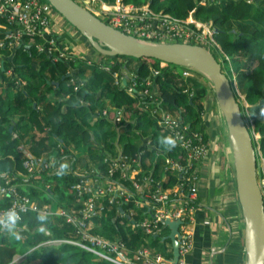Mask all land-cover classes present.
Instances as JSON below:
<instances>
[{"label": "trees", "instance_id": "1", "mask_svg": "<svg viewBox=\"0 0 264 264\" xmlns=\"http://www.w3.org/2000/svg\"><path fill=\"white\" fill-rule=\"evenodd\" d=\"M40 1L49 3L46 0ZM123 1L139 7L148 5L156 13L169 14L177 19L189 18L191 11L196 9L193 14L196 20L213 22L217 29L216 41L230 58L229 61L223 58L222 66L227 70L223 72L229 74L228 78L234 90L236 81L241 95L246 97L249 108L243 106L235 90L245 122L253 136L258 162L264 160V120L258 115L259 108L264 107V0ZM115 2L116 0H113V4ZM204 2L206 5H203ZM58 15L61 16L59 13ZM0 25H6L1 16ZM71 28L75 30L72 35L74 40L86 45L82 57L96 56L112 63L111 72L105 71L99 65L89 66L82 58H78L76 62H53L35 47H21L14 54L7 48H0V57L4 62L0 67V186L6 185L8 180L19 185L33 182L34 176L29 182L26 180L29 175L25 167V162L30 159L28 155L48 160L55 157L60 161L62 158L58 147L62 145L66 153H69L67 149L70 146L77 151L78 158L74 156L76 163L73 162V168L78 163L85 164L89 158L90 162L86 165L89 169L97 167L103 172L106 171L104 155H94L95 147L91 144L92 141H89L93 132L99 140L105 142L103 150L106 147L108 150L114 149V143L108 140L110 136H116V133L106 131L110 122L100 119L95 125L91 124L96 111L109 105L118 109L126 107L134 113L136 122L129 125L119 140L125 154L134 155L140 150V136H147L148 129L153 130L154 144L160 147L157 138L162 135L157 129V122L148 112L135 109L138 101L115 85L113 73L122 69L123 64L119 61L122 57L99 54L77 29L73 26ZM4 33L5 30L0 28V39L4 37ZM28 40L25 37L24 41ZM141 62L135 72L140 82L150 77L153 68L160 69V61L141 59ZM73 70L77 74H70ZM9 71H12L11 75L7 74ZM194 73L203 80H191L195 92L193 97L184 93L186 85L178 86L180 76L176 74L160 76L156 83L160 87L164 109L173 115L182 114L191 128L201 131L205 141L210 142L204 99H211L216 106L218 103L212 84L202 74L196 71ZM74 78L78 79L77 82L84 83L78 92L72 84ZM22 82L26 84L23 85ZM224 125L226 127V124ZM35 132L43 136L38 138ZM255 133L261 135L258 142L255 140ZM27 146H30V150L26 149ZM47 172L49 171L39 173L43 181L53 183L46 193L40 194L37 186H19L20 192L41 204H49L54 210L75 209L77 206L75 207L74 202L77 197L71 187L77 183L78 176L73 172H66L63 176H46ZM259 174V177H262L263 170H259ZM43 175L46 178H43ZM157 179L160 180L159 177ZM175 182L176 178L172 176L171 182L166 186H172ZM41 197H45L46 201L42 202ZM104 204L105 211L94 219V234L110 241L124 242L131 258H134L138 250L148 249L154 256L161 255L167 260L173 259L170 249L172 242L168 237L164 238L168 235L165 229L163 236H156L148 235L143 229L134 227L133 221L138 223L144 219L142 210L134 203L121 206L110 205L108 202ZM132 210L137 213L134 217L130 215ZM37 216L36 213H29L18 223L17 232L21 235L19 241L8 232L0 231V264H113L71 244L40 246L48 241L76 239L77 236L74 227L66 224L62 218L47 216V222L40 225ZM41 227L43 231H40ZM46 231L50 234L47 235ZM17 255L23 257L20 263L15 262Z\"/></svg>", "mask_w": 264, "mask_h": 264}, {"label": "built area", "instance_id": "2", "mask_svg": "<svg viewBox=\"0 0 264 264\" xmlns=\"http://www.w3.org/2000/svg\"><path fill=\"white\" fill-rule=\"evenodd\" d=\"M103 13L106 23L129 36L155 43L199 45L211 52L212 47H216L226 60H230L215 40L217 29L213 22L204 23L196 20L193 16L194 11L187 19H177L169 14L156 13L148 5L139 7L117 0L113 5L104 3ZM95 14L100 17L98 13ZM0 16L6 22V25H0V28L5 30L4 37L0 39V48H7L11 54L21 47H35L39 53L46 55L53 62H76L78 58H82L89 66L99 65L105 71L111 72L112 63L96 56L83 58L84 56L69 51L62 38L66 28L64 23L57 20L59 15L51 4L40 0H0ZM68 31L73 35L72 30ZM25 37L29 39L27 42L24 41ZM3 65L0 57V67ZM171 73L184 80V85L187 86L184 93L193 97L195 92L191 80L198 78L192 69L186 68L180 74L173 70L170 64L162 63L160 69L153 68L150 77L143 82L139 81L137 73L129 75L126 67L113 74L115 85L138 101V109L150 114L157 122V129L162 136L174 135L178 138L175 149L164 151L157 147L154 144L153 130L148 129L147 136H142L139 132L140 150L134 155L125 154L119 140L129 125L136 122L134 116L132 117L134 113L126 107L118 109L109 105L103 110L96 111L93 119H105L114 125L118 140L114 143V149L107 151L110 152L109 155L105 150L102 152L104 164L107 165L104 172L97 167L91 169L79 167V172L75 171L73 162L76 163V159L72 161L68 173L73 172L79 178L71 187L77 197L74 202L77 207L71 211L63 208L54 210L49 204H41L29 195L22 194L19 184H12L11 180H8L6 185L0 186V214L14 209L20 216V222L29 213L56 216L74 227L76 239L48 241L41 246L71 244L113 264H170L171 260L161 255L154 256L148 249L138 250L134 258H131L124 242L110 241L93 233L94 219L105 211L104 202L119 206L134 203L142 210L144 219L138 223L133 221V225L143 229L148 235L163 236V230L167 228L170 230L164 237L167 238L171 233L168 223L180 222L179 258L176 264H187V258L194 248L190 227L195 221L198 209L199 168L209 158L211 144L205 141L201 131L191 128L182 114L173 115L164 109L156 80ZM70 74L77 73L73 70ZM77 81V78L72 80L76 92L84 85L83 82ZM24 83L22 82L23 85ZM61 148L62 146H59V151ZM64 158L62 157V160ZM62 160L57 161L55 157L48 160L33 156L25 162V167L32 178L35 175L40 176L39 173L43 171L52 168L56 170L55 168L63 163ZM172 176L176 178V182L172 186H166L171 182ZM30 178H26L27 182ZM130 215L134 217L137 213L132 210Z\"/></svg>", "mask_w": 264, "mask_h": 264}, {"label": "water", "instance_id": "3", "mask_svg": "<svg viewBox=\"0 0 264 264\" xmlns=\"http://www.w3.org/2000/svg\"><path fill=\"white\" fill-rule=\"evenodd\" d=\"M46 1L101 55L154 59L192 69L209 80L226 124L233 154L237 193L244 222L245 264H264V193L259 181L257 150L235 90L216 56L199 45L155 43L129 36L113 28L75 0ZM28 157L33 158L31 154ZM168 224L171 229L168 239L173 245L170 264H176L179 258L180 222Z\"/></svg>", "mask_w": 264, "mask_h": 264}, {"label": "crops", "instance_id": "4", "mask_svg": "<svg viewBox=\"0 0 264 264\" xmlns=\"http://www.w3.org/2000/svg\"><path fill=\"white\" fill-rule=\"evenodd\" d=\"M57 20L64 23L68 31V23L60 16ZM211 108L210 118H214L219 111L214 101H212ZM223 126L225 127L224 122ZM226 133L225 127L224 137L226 143L231 146ZM213 146L209 161H205L199 168L198 209L195 213V221L190 227L193 233L194 248L187 258V264H245L244 222L231 160L232 149L230 155L226 153L222 168L220 166L221 157L217 154L215 142ZM170 249L173 251L172 244ZM17 257L22 256L17 255Z\"/></svg>", "mask_w": 264, "mask_h": 264}, {"label": "rangeland", "instance_id": "5", "mask_svg": "<svg viewBox=\"0 0 264 264\" xmlns=\"http://www.w3.org/2000/svg\"><path fill=\"white\" fill-rule=\"evenodd\" d=\"M76 2H78L79 4H81L82 6H84V7H86V8H88V9H90L91 11H93L94 12V14L95 13H98L99 15H100V17H101V19L103 20V21H106V20H104L103 19V15H104V13H103V8H104V3H106V4H108V5H112L113 4V0H75ZM117 1V0H116ZM203 5H206V3L204 2V4ZM195 10L196 9H194L193 11L195 12ZM193 11H191V12H193ZM99 17V18H100ZM67 27H68V30H72L74 33H75V30L74 29H72L71 28V26L69 25V24H67ZM63 39H64V43H66V46H67V48L69 49V51L71 52V53H75V54H79V55H84L83 54V51L85 50V48H86V45L84 44V42L81 44V42H79L78 40L77 41H75L74 40V38H73V36L71 35V34H69V31H65L64 32V34H63V37H62ZM79 39H80V37H79ZM215 40H216V38H215ZM82 46V47H81ZM212 52H213V54L216 56V58H217V60H219V62H221V64L223 63V55L217 50V48L216 47H212ZM87 54H89V52H87ZM79 55L77 56V57H79ZM86 55V54H85ZM120 62H121V64H123V68L125 69V67L127 68L128 67V71H129V75H131V74H134L135 72H136V70L141 66V64H142V62H141V60H139V59H135V58H129V57H122L120 60H119ZM157 63H159V62H157ZM151 64V63H150ZM160 64H162L161 62H160ZM170 66H171V68L172 69H174L176 72H178V73H180V74H182L183 73V71H184V68H182V67H179V66H175V65H172V64H170ZM223 70L224 71H226L227 72V70H226V68H225V66L223 67ZM225 72V73H226ZM8 75H11L12 74V71H9L8 73H7ZM227 76H229V74H227ZM195 77L196 78H198V80H203V78L201 77V76H199L198 74H196L195 73ZM209 81V80H208ZM184 80H179L178 81V86H181V85H184ZM25 84V83H24ZM234 87H235V90H236V92L238 93V95L240 96V99H241V102H242V104H243V106H245V108H249V105L247 104V102H246V97L245 96H243V95H241V93H240V91H239V89H238V85H237V82L235 81L234 82ZM207 99V98H206ZM206 99H204V104H205V109H206V115H205V120H206V122H208V125H209V127H208V129H207V133L208 134H210V139H211V148L212 149H214L213 147V143L215 142V144H216V146H217V148H216V151H217V154H219V156L221 157L220 159V166L222 167L223 165H224V162H225V157H226V153L228 154V155H230L231 154V146L229 145V143H226V139H225V127L223 126V122H224V124H225V121H223L224 120V118H223V116H222V113L220 112V110H219V107L217 106V110H219V111H217V113H216V115L214 116V118H210V111H211V109L213 108H211V106H212V101H211V99H207V101H206ZM136 107H135V109H138L139 108V106H138V104H136L135 105ZM210 110V111H209ZM208 112H209V114H208ZM132 117H133V115H132ZM131 118V117H130ZM132 119V118H131ZM99 120H97V118H94V119H92L91 120V124L92 125H95L97 122H98ZM250 123H251V121H250ZM221 124H222V127H221ZM109 125L110 126H108L107 127V129H106V131H114L116 128H115V126L114 125H112L111 123H109ZM115 132V131H114ZM116 133V132H115ZM35 134L38 136V138H40V137H42L43 136V134H41V133H39V132H35ZM227 134V133H226ZM255 140H256V142H258L259 140H260V138H261V135L259 134V133H255ZM224 138V139H223ZM229 137H228V135H227V139H228ZM117 140H118V137H117V133H116V136L114 135L113 137L112 136H110V139L108 140V142H110V143H116L117 142ZM229 140V139H228ZM92 141V142H91ZM89 142H91V144H93V146L96 148H94V155H97V154H101L102 152H103V148L106 146L105 145V142L104 141H102V140H99L97 137H96V135L95 134H93V132H92V134H91V139H90V141ZM109 143V144H110ZM215 146V147H216ZM30 146H27L26 147V149L27 150H30V148H29ZM59 148V147H58ZM63 149H65L64 148V146L62 145V148H61V150L59 151V153L61 154V158L62 157H65L62 161H63V163H68L69 164V166H71V164H72V161L74 160V156L76 155L77 156V151L73 148V146H70V147H68V151H69V153H66L65 152V150H64V152L62 153V150ZM98 149V150H97ZM260 148H258V150H259ZM99 150L101 151V152H99ZM107 151H109L108 149H107V147H106V149H105V153L106 154H110V152H107ZM65 153V154H64ZM78 153H79V155H80V152L78 151ZM29 154V153H28ZM62 154H64V155H62ZM261 155V154H260ZM76 158H78V156L76 157ZM75 158V159H76ZM87 158V157H86ZM78 160V159H77ZM87 162H85V164H80V163H78L77 164V166H76V168H75V171H78V170H80V168L79 167H84V168H88L86 165L88 164V162H90L89 161V158H87ZM231 160H232V164H233V157L231 156ZM79 161V160H78ZM209 160L207 159L206 160V162H208ZM233 166H234V164H233ZM224 167V166H223ZM222 167V168H223ZM234 168V167H233ZM53 169V168H52ZM48 170L49 172H47V174H46V176H53V175H55V174H57V171L59 170V167H56L55 169L56 170ZM264 169V160L263 159H261L259 162H258V170H263ZM70 170H71V168L69 167V169L67 170V173L68 172H70ZM79 172V171H78ZM46 176H44L43 175V178H46ZM259 176H260V174H259ZM31 177V175L29 174V175H27L26 176V178H30ZM32 178H30V180H31ZM263 180H264V174H263V176L262 177H259V181H260V184H261V186H262V189H263V193H264V182H263ZM19 186H37L39 189H40V194H44V193H46L47 192V190L51 187V186H53V183H51V182H45V181H43L42 180V176H38V175H36L35 176V178H34V181L33 182H29L27 185H19ZM50 190V189H49ZM41 200H42V202L43 201H46L45 200V197L43 198V197H41ZM57 209H60V208H57ZM56 209V210H57ZM166 231H165V233H167V234H169V229H165ZM16 231H17V229H16ZM47 232H49V231H46V233ZM243 233H244V230H243ZM48 235V234H47ZM41 246V245H40ZM23 260V257H17L16 259H15V261L17 262V263H20L21 261Z\"/></svg>", "mask_w": 264, "mask_h": 264}, {"label": "clouds", "instance_id": "6", "mask_svg": "<svg viewBox=\"0 0 264 264\" xmlns=\"http://www.w3.org/2000/svg\"><path fill=\"white\" fill-rule=\"evenodd\" d=\"M257 115V113H254ZM259 118L264 120V107L259 108ZM157 143L164 151H172L178 145V138L174 135H165L159 136L157 138ZM68 163H61L59 166V170L57 171V175L63 176L66 174L69 169ZM48 220L46 215H38L37 221L40 225H44ZM20 222V216L14 209H9L3 214H0V231H6L9 234L13 235L16 240L21 239V235L16 231L17 225ZM43 227L40 228V231H43Z\"/></svg>", "mask_w": 264, "mask_h": 264}]
</instances>
